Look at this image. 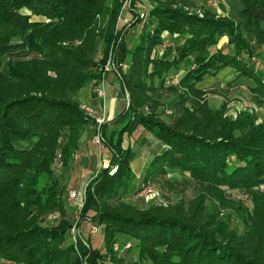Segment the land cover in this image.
<instances>
[{
	"label": "trees",
	"instance_id": "16d2710c",
	"mask_svg": "<svg viewBox=\"0 0 264 264\" xmlns=\"http://www.w3.org/2000/svg\"><path fill=\"white\" fill-rule=\"evenodd\" d=\"M150 1L149 20L129 49L115 30L121 0H0L1 261L100 264L105 255L113 258L119 236H128L146 264H264V122L247 114L234 120L224 108H210L197 88L206 76L232 67L264 91L263 79L242 59L254 56L246 33L264 46V0H240L239 21L210 12L200 18L185 10L188 1ZM165 33L177 40L160 58ZM223 37L234 55L218 49ZM101 43L105 57L96 63ZM110 49L128 107L97 131L78 96L102 79L99 68ZM181 65L178 85L168 89L177 94L170 106L176 115L166 124L158 120L165 105L160 91ZM114 124L119 127L109 129ZM88 126L112 155L86 188L80 217L98 223L104 249L93 247L91 238L65 247L72 224H46L52 215L67 217V187L54 166L70 169ZM140 126L164 146L147 165L144 182L169 170L188 174L197 185L188 210L182 204L140 210L119 203L120 189L135 180L134 152L123 147V138ZM224 209L232 214L222 215ZM232 218L240 230L231 227Z\"/></svg>",
	"mask_w": 264,
	"mask_h": 264
},
{
	"label": "rangeland",
	"instance_id": "374dc122",
	"mask_svg": "<svg viewBox=\"0 0 264 264\" xmlns=\"http://www.w3.org/2000/svg\"><path fill=\"white\" fill-rule=\"evenodd\" d=\"M180 1H188L190 3V6L186 7L185 10L190 14L198 15L200 18H203L207 12H210L216 18H227L239 21V18L237 16L239 4L237 0ZM121 3L122 6L120 9L119 16L117 18L115 30L121 35V37L124 38V41L126 42L128 48L132 49L138 43L143 26L147 24L149 20V8H151V6L155 4H152L150 0H146V2H142L141 0H121ZM127 14H130L129 18L126 17ZM163 37L164 43L163 45L158 47L157 53L158 57L160 58L163 56L164 52H166L169 48L173 47L174 44H176L177 40V36L172 37L167 36V34H164ZM103 45L104 44L101 43L99 48V55L95 60L96 63H101L102 57H105ZM252 52L254 55L252 59L249 60L248 55H243L242 59H244L252 68H254L255 71L260 75V77L264 81V46L261 49L258 48L257 53L253 49ZM191 59H194V57H192ZM126 67L127 64L123 65L124 70L126 69ZM99 69V71H102V78L105 76L106 73H115L117 75L120 85L121 77L118 74L117 66L114 63L112 49H110V51L108 52L106 64L104 65V67L102 66ZM184 71L185 67L181 65L177 71L169 73V75L166 77L165 89L160 91L161 103H165V105L163 107L158 108L157 110L158 120H161L166 124H169L172 121V117L176 115V111L170 108V106L172 105V103H174L177 94L168 91V89L170 87H176L178 85L179 79L183 75ZM216 75L206 76L205 78L207 79L209 77H215ZM205 78L203 80H205ZM156 83L157 85L160 84L159 81H157ZM212 84V86H205L202 88H199V84L197 85V88L204 92V95L200 99L203 102L208 103L210 108L214 110L224 108L226 111V116L234 120L242 114H247L252 117H255L257 124H261L264 122V91L259 92L257 90L259 86L258 81H252L247 78H239L237 74L236 77L230 82H227L225 84ZM95 91L98 96L101 97L103 95L102 87L100 85L97 86ZM125 94L126 95L124 99L127 102L128 107L129 94L127 91H125ZM83 107H85L86 109H83ZM148 107L149 106L143 109L144 112L148 113ZM81 108L95 121V124L97 125V131H99L102 125L100 127L98 126L96 118L104 116H96L95 110L88 106L81 105ZM89 109H92L94 113L90 114ZM113 121L110 123H113ZM110 123H108L107 119L105 118V123L103 125ZM92 127L94 128V126ZM118 127V125L114 124L110 126L109 129L114 130ZM135 133L131 136L124 135L123 147H131L132 151L134 152V159L136 155L138 157H143L144 159L149 158L148 156L149 153H151L152 145L150 144V142L145 143V140L137 141L138 139L136 140L134 137ZM163 149L164 146L162 147V150ZM234 162L235 159H232L231 164ZM54 168L56 170L57 176L60 178L62 183H64L63 177L66 176V172H64L65 169L63 168L62 164L60 162H57ZM146 168L144 170V175L146 172ZM99 173H97L93 177V179H95L99 175ZM144 175L141 178L135 175V180L131 184L130 189H120L118 195V198H120L119 203H124L140 210H148L157 207L169 208L182 204L185 210H188L189 206H191V204L197 198V185L193 182V180L189 177L188 174H183L178 170H169L166 175L158 177L154 182L149 183L144 182ZM148 189H152L154 192H156L157 196L153 198L147 196ZM261 190L264 192V185L261 187ZM71 193L72 192L69 193V196H67V194L65 193L67 217L63 218L57 214L52 215L47 219L46 224L56 226L61 219H64L65 221L72 224V227L67 235V240L64 243L65 247L68 245L76 244L79 239L86 241L88 238H91L93 247L104 249V235L98 223L91 222L90 220L81 221L80 219L84 207L82 196L85 194V192L77 199H72L70 197ZM229 195H231V197L234 199L238 198L241 200H245V197L238 192H229ZM231 214L232 211L230 209H224L222 211V215ZM84 223H89V225L91 226L98 225L99 230L96 234H92L90 230L88 234H86L84 233L82 228ZM231 227L237 228L238 230L242 228L240 222H238L235 218H232ZM136 244L137 241L131 237L119 236V242L114 246L113 249V258H111V255H105L104 259L100 262V264H146L147 261H140ZM0 264L11 263H6L0 260Z\"/></svg>",
	"mask_w": 264,
	"mask_h": 264
},
{
	"label": "crops",
	"instance_id": "0c3cea01",
	"mask_svg": "<svg viewBox=\"0 0 264 264\" xmlns=\"http://www.w3.org/2000/svg\"><path fill=\"white\" fill-rule=\"evenodd\" d=\"M141 1L146 2V0ZM237 2L239 4L237 11L238 16L241 3L240 0H237ZM126 17L129 18L130 14H127ZM165 34L171 36L168 33ZM245 37L256 53L258 52V48L261 49L263 47L256 43L252 34L246 33ZM218 48L225 54H234V47L229 45L227 37H223L220 40ZM236 75L237 73L235 69L226 67L215 77L205 78V80L199 83V88L212 86V83L225 84L232 81ZM98 85L102 87L103 95L101 97L98 96L95 91ZM119 93L120 85L117 75L113 72H109L105 74L101 81H93L87 85L80 92L78 100L81 105L88 106L95 110L96 116H104L108 123H110L127 108V102L124 98L119 96ZM134 137L136 140L138 139L137 141L145 140V143L150 142L152 145L151 153H149L148 156L149 158L145 157L146 159H144L143 157H138L136 155L132 162L133 172L137 177L141 178L144 175V170L148 163L151 162L153 156L162 150L163 146L161 142L146 132L143 127H138ZM111 160L112 155L110 151L101 144L96 130L92 126H88L82 136L79 151L76 154L70 169L64 171L66 172V176L64 174L63 185L67 187V196H69L70 192H76L78 194L84 193L93 177L103 169L107 168ZM90 226L89 223L83 224L82 228L84 233L88 234Z\"/></svg>",
	"mask_w": 264,
	"mask_h": 264
},
{
	"label": "built area",
	"instance_id": "2783aa9c",
	"mask_svg": "<svg viewBox=\"0 0 264 264\" xmlns=\"http://www.w3.org/2000/svg\"><path fill=\"white\" fill-rule=\"evenodd\" d=\"M83 109H86V108L83 107ZM89 112H90V114H93L94 113V111L92 109H89ZM96 122H97L98 126L100 127L101 125H103L105 123V118L104 117H98V118H96ZM81 195H83V193L82 194H78L76 192H72L70 194V197L72 199H77ZM147 196H150V198H153V197H156L157 196V193L154 192L152 189H148ZM82 201L85 202V194L82 196ZM98 230H99L98 225H92L91 226V229H90V232L92 234H96Z\"/></svg>",
	"mask_w": 264,
	"mask_h": 264
}]
</instances>
